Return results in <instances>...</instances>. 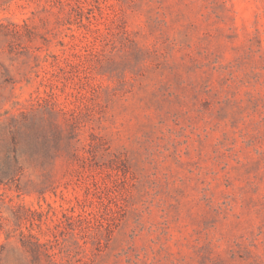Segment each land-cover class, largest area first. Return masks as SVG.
<instances>
[{"label": "rangeland", "instance_id": "1", "mask_svg": "<svg viewBox=\"0 0 264 264\" xmlns=\"http://www.w3.org/2000/svg\"><path fill=\"white\" fill-rule=\"evenodd\" d=\"M18 136L0 264H264V0H0Z\"/></svg>", "mask_w": 264, "mask_h": 264}, {"label": "trees", "instance_id": "2", "mask_svg": "<svg viewBox=\"0 0 264 264\" xmlns=\"http://www.w3.org/2000/svg\"><path fill=\"white\" fill-rule=\"evenodd\" d=\"M19 139L20 137L18 136L13 142V155L0 157V185L17 181L19 179L18 176L23 170L24 163L29 160L23 156L22 145Z\"/></svg>", "mask_w": 264, "mask_h": 264}]
</instances>
